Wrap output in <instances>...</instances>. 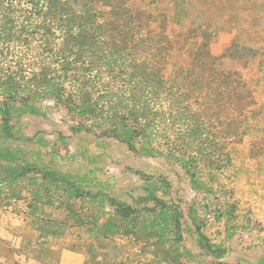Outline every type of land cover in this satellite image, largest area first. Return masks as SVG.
Masks as SVG:
<instances>
[{"label": "rangeland", "instance_id": "rangeland-1", "mask_svg": "<svg viewBox=\"0 0 264 264\" xmlns=\"http://www.w3.org/2000/svg\"><path fill=\"white\" fill-rule=\"evenodd\" d=\"M126 6L144 35L166 47L159 61H165L167 75L196 70V57L206 53L209 68L244 84L240 103L246 108L217 111L222 118L236 111L237 118L215 129L226 135L230 161L211 177V202L191 188L173 160L135 154L115 139L74 134L68 117L51 105L45 115L14 117V137L0 147V264H215L190 228L192 208L209 242L226 249L219 262L264 264V0H129ZM241 114L247 122H239ZM14 155L20 165L81 177V190L101 191L137 208L145 185L156 183L157 194L182 210V243L192 255L170 250L172 256H164L167 244L157 238L100 239L94 223L116 219L107 204L73 199L60 186L47 188L17 174ZM160 179L169 182V191ZM230 208L232 220L218 218Z\"/></svg>", "mask_w": 264, "mask_h": 264}, {"label": "trees", "instance_id": "trees-1", "mask_svg": "<svg viewBox=\"0 0 264 264\" xmlns=\"http://www.w3.org/2000/svg\"><path fill=\"white\" fill-rule=\"evenodd\" d=\"M128 2L0 0V147L14 137V117L45 115L54 106L68 117L74 134L115 139L135 154L173 160L209 203L214 194L211 177L230 161L226 135L215 129L237 118L236 111L223 118L217 111L246 108L240 103L244 84L209 68L206 53L196 57L198 71L179 69L167 75L165 61H159L166 47L144 35ZM239 118L248 121L245 114ZM59 139L65 137L59 133ZM15 159L17 164L19 157ZM18 165L17 174L40 180L44 187L60 186L73 199L107 204L116 219L94 223L100 239L157 238L167 244L164 256H172L170 250L192 255L182 243L183 212L157 194L156 183L146 181L151 183L145 185L143 206L137 208L101 191L81 190V177ZM159 181L165 192L170 190L167 180ZM187 215L200 247L215 264H224L218 259L226 249L209 242L197 209ZM218 218L232 220L234 209Z\"/></svg>", "mask_w": 264, "mask_h": 264}]
</instances>
